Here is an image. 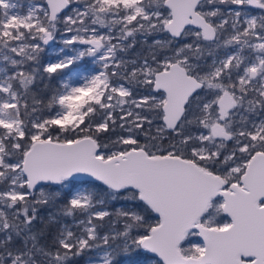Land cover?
Here are the masks:
<instances>
[{
	"label": "snow or ice",
	"instance_id": "1",
	"mask_svg": "<svg viewBox=\"0 0 264 264\" xmlns=\"http://www.w3.org/2000/svg\"><path fill=\"white\" fill-rule=\"evenodd\" d=\"M87 253L264 264V0H0V264Z\"/></svg>",
	"mask_w": 264,
	"mask_h": 264
},
{
	"label": "trees",
	"instance_id": "2",
	"mask_svg": "<svg viewBox=\"0 0 264 264\" xmlns=\"http://www.w3.org/2000/svg\"><path fill=\"white\" fill-rule=\"evenodd\" d=\"M127 56L128 57H131V54L130 53H127ZM133 56V55H132ZM34 90L36 92H38L39 94H44L48 89H47V81H37L36 85H35V88ZM55 211L54 209L52 208H47V209H41V212H40V215L45 217V220H47V217H48V214L49 212H53ZM60 223H68V224H71L72 223V220L71 218H64V217H60L59 218V223H54L50 226H48V229H47V240L50 242L51 240V237L55 234L57 228L60 226ZM37 228L39 227H43L44 225L41 224L40 222H37ZM44 242V241H42ZM93 253H87L85 256L83 257H80L78 258V264H84V260L87 256H90L92 255Z\"/></svg>",
	"mask_w": 264,
	"mask_h": 264
},
{
	"label": "rangeland",
	"instance_id": "3",
	"mask_svg": "<svg viewBox=\"0 0 264 264\" xmlns=\"http://www.w3.org/2000/svg\"><path fill=\"white\" fill-rule=\"evenodd\" d=\"M21 3L25 4V6L28 5L29 3V0H20ZM62 44H61V39L60 37L57 38L56 42L52 44L51 47H49L44 56L45 57H50L52 56L56 51L59 50V47H61ZM144 51V49L140 46V45H137L132 51H130L129 53L131 54V57L132 55H134L135 53H142ZM86 60L88 61L87 63V66H82L80 71L81 72H84V73H87L88 71H91L92 69H94L97 65L91 60V58H86ZM92 255H95V253H93ZM87 258V257H86ZM85 258V260H86ZM84 260V261H85Z\"/></svg>",
	"mask_w": 264,
	"mask_h": 264
},
{
	"label": "flooded vegetation",
	"instance_id": "4",
	"mask_svg": "<svg viewBox=\"0 0 264 264\" xmlns=\"http://www.w3.org/2000/svg\"><path fill=\"white\" fill-rule=\"evenodd\" d=\"M222 54V53H221Z\"/></svg>",
	"mask_w": 264,
	"mask_h": 264
}]
</instances>
